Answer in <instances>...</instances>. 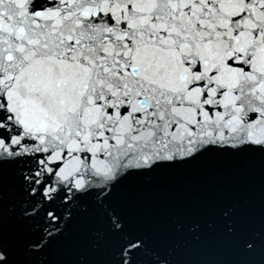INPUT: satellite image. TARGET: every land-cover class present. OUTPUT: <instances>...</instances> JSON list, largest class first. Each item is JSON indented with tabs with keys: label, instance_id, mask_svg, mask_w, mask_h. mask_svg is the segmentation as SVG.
I'll list each match as a JSON object with an SVG mask.
<instances>
[{
	"label": "snow or ice",
	"instance_id": "6c2138e0",
	"mask_svg": "<svg viewBox=\"0 0 264 264\" xmlns=\"http://www.w3.org/2000/svg\"><path fill=\"white\" fill-rule=\"evenodd\" d=\"M0 264H264V0H0Z\"/></svg>",
	"mask_w": 264,
	"mask_h": 264
}]
</instances>
